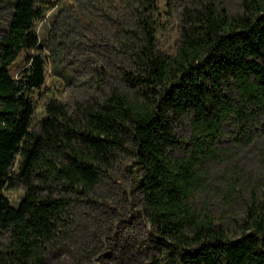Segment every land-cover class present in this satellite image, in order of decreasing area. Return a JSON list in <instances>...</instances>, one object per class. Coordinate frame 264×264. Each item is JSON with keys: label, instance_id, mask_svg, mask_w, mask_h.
Returning <instances> with one entry per match:
<instances>
[{"label": "trees", "instance_id": "trees-1", "mask_svg": "<svg viewBox=\"0 0 264 264\" xmlns=\"http://www.w3.org/2000/svg\"><path fill=\"white\" fill-rule=\"evenodd\" d=\"M160 1L137 0L125 90L76 104L73 113L49 102L35 132L31 95L45 84L44 60L31 57L19 78L10 67L39 46L34 24L50 0H0L11 9L0 36V233L8 237L0 264H45L47 248L71 227L72 207L93 198L125 156L142 211L171 261L264 264V182L252 188L234 229L191 203L205 186L201 162L220 156L225 125L243 135L264 125V0H240L238 12L192 0L170 56L157 47ZM185 122L186 140L176 131ZM18 184L26 192L13 207L4 191ZM53 184L66 195L44 194Z\"/></svg>", "mask_w": 264, "mask_h": 264}, {"label": "rangeland", "instance_id": "rangeland-1", "mask_svg": "<svg viewBox=\"0 0 264 264\" xmlns=\"http://www.w3.org/2000/svg\"><path fill=\"white\" fill-rule=\"evenodd\" d=\"M216 1L232 12L239 11L240 0ZM191 2L160 1L157 47L161 54L176 53L182 12ZM136 4L137 0H50L34 24L39 46L23 51L10 67L11 75L19 78L31 57L39 55L44 60L45 84L31 95L35 106L31 130L40 132L49 102L64 104L73 113L76 104L102 100L114 89L125 90L122 72L129 65L126 45L136 30ZM10 12L9 5L0 7V36ZM176 131L186 140L190 126L185 122ZM218 148L219 158L201 162L205 186L193 195L191 203L197 211L234 229L252 188L264 182L263 123L247 135L233 123L225 125ZM129 162L127 156L122 157L110 179L96 188L94 197L72 207L71 227L47 248L45 264H177L146 220ZM17 170L18 159L12 167L13 173ZM25 192L18 184L7 187L4 194L17 207ZM48 193L66 195L54 184L44 191ZM7 241V235L0 233V247Z\"/></svg>", "mask_w": 264, "mask_h": 264}]
</instances>
